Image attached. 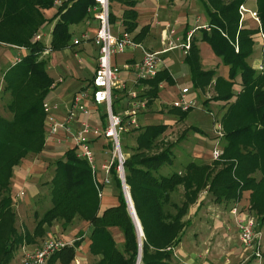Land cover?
<instances>
[{
	"label": "trees",
	"instance_id": "1",
	"mask_svg": "<svg viewBox=\"0 0 264 264\" xmlns=\"http://www.w3.org/2000/svg\"><path fill=\"white\" fill-rule=\"evenodd\" d=\"M55 1L0 0V45L26 50L4 73L3 91L10 97L7 110L11 118L0 117V264H9L17 245L24 241L27 244L36 242L54 223H60L66 229L75 220L89 224L88 251L98 257L95 264H136L139 241L117 173L114 168L110 171L118 190V205L100 214L97 182H94L87 163L76 157L73 148L54 162L53 177L49 182L51 207L41 217H36L32 233L21 235L16 229L11 196L13 168L27 156L38 155L44 149L42 104L53 84L46 71V60L41 58L45 44L41 40L35 41L34 37L39 35L46 22L42 10L52 8ZM70 1L63 3L56 12L58 20L51 32L52 50L68 46L69 25L79 22L88 4L93 3L92 0H76L69 7ZM244 2L206 0L205 5L208 30L202 31V39L229 67L228 79L216 80L215 88L219 92L216 100L232 98L234 94L230 89L236 78L240 79L241 86L235 101L222 117L225 135L220 159L210 164L193 161L180 173L163 175L162 169L173 162V144L162 148L158 144L165 126L150 125L134 131L137 132L136 145L129 148L123 167L125 184L143 233L139 264H175L173 250L180 243L184 229L190 225L184 217L203 191L218 204L236 203L243 192L250 191L249 210L264 228V40L262 69L256 71L248 58L253 53L259 29L239 28L238 7ZM134 5L135 0L128 3L131 8ZM257 7L260 27L264 31V0H257ZM134 17L132 9L124 13V30L128 33L135 27ZM138 36L134 38L136 42ZM185 62L193 87L204 89L212 72L201 71L198 49L193 42H190ZM163 79L169 78L157 73L150 80L140 81L150 86V98H155ZM221 89L226 94H221ZM113 106L114 100L112 109ZM188 111H182V114ZM127 134L120 135L121 142ZM179 187H182V193ZM112 230L120 233V246ZM70 240H63L71 244L54 253L47 264H70L75 259L76 250L83 241L82 234Z\"/></svg>",
	"mask_w": 264,
	"mask_h": 264
},
{
	"label": "crops",
	"instance_id": "2",
	"mask_svg": "<svg viewBox=\"0 0 264 264\" xmlns=\"http://www.w3.org/2000/svg\"><path fill=\"white\" fill-rule=\"evenodd\" d=\"M75 1H70L68 6L70 7ZM130 1L132 0H112L110 4L111 25L115 34L125 28L124 13L131 9L134 11L133 23L135 27L131 35L133 38L139 35L136 43L140 46L134 50L115 55L112 59L113 64L120 69L117 87L114 89L115 93L113 94V111L122 118L124 131L121 135L129 132V135H132L130 140L135 146L137 134V132H134L135 130L150 125H164L165 131L160 136L158 144H163V146L173 144V162L162 169L163 175H168L172 172L180 173L188 163L193 161L210 164L214 161L211 156L214 146L217 143L222 149L225 135V132L221 131L223 135L221 137L217 136V125H220L221 129L223 128L222 117L229 105L235 101L241 86L240 79L236 78L230 89L232 94H234L232 98L227 101L216 100V96L219 93L215 88L216 80L218 78L227 80L229 67L222 63L221 58L202 39V31L208 30V17L205 9L206 0H135L133 8L128 6ZM242 5L248 10L257 12V0H245ZM58 9L57 6H53L48 10H42L46 22L41 27L43 32L41 41L48 50L47 52H42L41 58L46 60L47 74L53 80L44 102L58 103L59 109L53 111V115L56 119L62 120L72 97L91 84L98 57V49L93 43L98 21L96 13L93 11V3H89L83 18L79 22L69 25L70 40L68 46L61 50H52L50 48L51 32L58 20L56 17ZM243 27L256 29L257 25L246 15L242 23L239 24V28ZM46 32L49 33L47 38L45 37ZM255 37L253 53L248 58V63L254 70L261 71L259 68L262 67L263 40L259 37V34ZM188 38L190 42L195 43L198 49L201 71L212 72L207 86L204 89H198L200 93L193 90L190 69L185 62L187 52L182 48V45L186 44ZM256 48L260 51H256ZM143 52H160L161 64L158 73L169 78L163 79L159 83L155 98H150V86L138 81L135 77L133 67L141 62ZM25 53L26 50L22 47L0 45V116L4 115L5 112L9 113L7 110L8 101H6L7 94L3 91L4 73L14 64L16 59H20ZM125 65L130 68L125 69ZM184 88L188 89L186 98L192 100L195 104L186 114H182L181 110L172 106L173 101L179 98L181 90ZM220 91L221 94H226L224 90L221 89ZM131 93H135L137 98L133 99L130 96ZM137 101H144L145 106L137 110L135 123L132 124L124 115L126 111L132 109ZM85 104L90 114L87 117L79 116V120L88 122L91 128L97 132V134L90 136L89 139L97 161V167L92 178L94 182H97L96 186L100 201L99 213L101 214L106 209L118 205V190L112 174L110 173L106 176L101 170V165L107 159H104L103 156L106 141L101 136V132L106 126L104 108L94 104L91 97L85 100ZM192 112H196L198 118H195V116L191 118L190 114ZM9 115L11 114L9 113ZM44 115L43 124L45 126L46 114L44 113ZM77 126L78 123H75L74 127L76 128ZM44 141V149L40 154L23 159L22 163L14 169L11 179V196L15 198L14 204H17L20 192L24 194V198L25 196L27 198L24 202H32L38 190L36 182L47 170L45 164L48 165V162L46 163V158L58 160L63 158L69 149L68 145L58 144L47 138L45 130ZM66 146L68 147L67 149ZM126 155L128 157L129 153L127 152ZM106 179L108 183L104 184L103 182ZM179 191L182 193V187H179ZM203 192L189 206L187 215L184 217V220L190 223L189 226L194 224L195 218L203 211L204 205H202L203 199L201 197ZM249 198L250 191H245L240 200L235 203L234 206L238 207L239 215H250ZM214 203L219 206L225 205L224 203ZM234 206H231L230 209ZM217 216H219L218 211ZM79 222L81 226H77L76 229L70 232V237L60 235L56 226H52L50 228L52 230L47 233V236H49L55 232L59 238L68 241L83 228L81 229L83 231H80L83 236L82 244L76 250L75 259L70 264L79 261L82 264L77 251L84 249L88 252L89 240L87 234L89 233V224L84 221ZM215 224L218 226L217 220ZM186 228L180 243L173 250L174 263L210 264V260L205 258H202V261L191 259L195 253L190 238L186 236ZM261 231L264 232V230ZM213 234H215V231H213ZM239 244L240 242H238ZM240 250V259L244 260L241 262L242 264H257L252 255L250 257L248 251L243 250L242 247Z\"/></svg>",
	"mask_w": 264,
	"mask_h": 264
},
{
	"label": "built area",
	"instance_id": "3",
	"mask_svg": "<svg viewBox=\"0 0 264 264\" xmlns=\"http://www.w3.org/2000/svg\"><path fill=\"white\" fill-rule=\"evenodd\" d=\"M68 0H56L55 6L60 7ZM93 11L96 13L98 27L93 37V43L98 49V57L96 68L90 86L76 93L70 102L66 114L62 120L56 119L53 111L59 109L58 103L45 101L42 104L44 113L46 114L44 130L47 138L58 144H66L75 150V155L87 163L92 175H94L97 161L93 151L89 137L97 134L86 121H80L79 116L87 117L90 112L85 104L88 97L92 98L94 104L103 106L106 117V126L101 132V136L106 141L104 154L108 158L101 165V170L106 176L110 174L112 168L117 173L121 181L122 191H126L124 180V162L127 158L121 146L120 135L124 131L122 118L116 115L112 109L113 92L117 87L118 74L120 69L115 66L112 59L115 55L122 54L126 51H131L139 48L131 33L124 29L115 34L110 21V4L112 0H92ZM239 24L242 23L245 16L248 15L257 25L259 29V37L264 40V31L260 27V19L256 11L248 10L244 5L238 7ZM35 41L42 40V35H36ZM190 46L189 38L182 48L187 52ZM48 48L44 49L47 52ZM235 51H238L237 42L235 43ZM160 52H143V57L140 63L134 65L133 69L135 77L138 81L150 80L159 72L161 58ZM19 59L14 61L17 63ZM129 69L128 65L124 66ZM260 70L262 67L259 68ZM187 88L181 90L179 98L173 101L172 106L181 111L192 109L195 104L192 100L186 98ZM133 99L137 98L135 93H131ZM144 101H137L132 109L126 111L127 117L132 124L135 123V116L139 108H144ZM78 123L75 128L74 124ZM217 136L221 137V126L217 125ZM222 155V149L219 144L214 146L211 156L214 161L219 160ZM104 184L108 180H104ZM231 214L235 216V224L239 231V242L243 250L250 251L252 258L257 264H263V236L262 231L258 230L256 220L250 215H239L238 208L232 207ZM71 242H65L57 235H49L47 239L41 242L38 248L33 250L22 247V256L20 264H47L48 259L53 253L63 249Z\"/></svg>",
	"mask_w": 264,
	"mask_h": 264
},
{
	"label": "rangeland",
	"instance_id": "4",
	"mask_svg": "<svg viewBox=\"0 0 264 264\" xmlns=\"http://www.w3.org/2000/svg\"><path fill=\"white\" fill-rule=\"evenodd\" d=\"M38 33L42 35L43 32L40 30ZM48 36H49V33L46 32L45 37L47 38ZM255 50L260 51L257 48ZM193 90H196L197 92L200 93V91L196 88H193ZM9 99L10 97L7 94L6 101L9 102ZM192 116H195V118H198L196 115V112H192L190 114V117L192 118ZM0 117L10 119L11 115H9L8 112H5V114L1 115ZM221 131L224 133L225 132L224 128H222ZM131 137L132 135H129V132H128L125 139L122 140L121 142L122 150L124 153L125 152L130 153L129 148L133 147V144L130 140ZM223 143H224V140L222 142V146H223ZM123 146L125 147V150L123 149ZM159 147L162 148L163 144H159ZM67 148L68 147L66 146V149ZM103 156H104V159L108 158L107 155L103 154ZM31 157L33 156L29 155L25 159H28ZM55 161L56 159L53 160V159L46 158V163L48 162V165L45 164L47 166L46 167L47 170L45 173H43V175L36 182L38 186V190H37L36 196L33 197L32 202L30 203L24 202L25 199L27 198L26 196L24 198V194H22L21 192L19 193V198H17L18 200L16 202L17 204H14L13 202V208H14L15 215H16L15 225H16L18 234L25 235L28 232L32 233L35 227V224H36V217H41L43 213L51 207L52 201L50 197V183L49 182L53 177V168H54ZM21 163L22 161L18 165H20ZM15 167L13 168V173H14ZM258 176L259 175L257 174V177ZM201 197L203 199L202 205H204L202 209L203 211L202 213L198 214V217L196 218L194 217L195 218L194 224L192 226H188L185 230L186 236L190 238V242L193 246V250L195 253L194 257H191V259L194 258L193 260L197 261V260H201L202 258H205V259L210 260L211 262L210 264H242L241 262L244 260L240 259L241 245L240 244H239L240 246L238 245L239 231L234 222L235 216H233L230 212L232 209V208L230 209V207L234 206L235 203L231 202L229 204H225L221 206L216 205L213 201V198L210 195H208L206 192H203L201 194ZM13 201H15V198L13 199ZM217 211L219 212V216H217ZM229 212L232 217L229 215ZM250 216L256 220V223L258 222L253 212H250ZM216 220H217V223H219L218 226L217 224H215ZM52 226L57 227L58 231L60 232V235H64L65 237H70V232L76 229L77 226L78 227L81 226V224L79 220H75L74 223L71 224L66 229H63L60 223H54ZM257 226H258L257 227L258 230L260 231L264 230V228L260 227L258 223H257ZM50 228H48L46 230V233L42 237L38 238L36 242L33 241L34 243L27 244L24 241L21 243V245H17L16 249L14 250L12 254V260L9 264H20L21 256H22V247L25 246V249H28V250H33L35 248H38L41 242L48 238L47 233L50 232V230H52ZM81 229L80 231L82 232L83 230ZM80 231L77 232L75 236H73L72 240H74L75 237H78L81 234ZM112 231H113L112 233H113V237L116 243L120 246L122 242L120 233L117 230H112ZM213 231H215V234H213ZM56 234L57 233L54 232L53 234H50V235L56 236ZM87 238H88V234H87ZM263 240H264V236H263ZM263 246H264V242H263ZM262 249L264 251V247ZM77 252H78L77 253L78 257L81 259L82 264H95L98 260V257H94L93 255L89 253V251L86 252V250L84 249L77 251ZM248 252L250 253V257H251V252L250 251ZM140 261L141 259L139 260L137 258L136 264H139ZM73 264H80V261L77 263L74 262ZM263 264H264V256H263Z\"/></svg>",
	"mask_w": 264,
	"mask_h": 264
},
{
	"label": "water",
	"instance_id": "5",
	"mask_svg": "<svg viewBox=\"0 0 264 264\" xmlns=\"http://www.w3.org/2000/svg\"><path fill=\"white\" fill-rule=\"evenodd\" d=\"M127 190H128V187H127ZM123 192V196H124V199L126 201V204H127V210L133 220V223L135 225V228H136V233H137V227H136V224L138 223L139 227H140V231H141V234L143 236V233H142V228L140 226V223L136 217V214H135V211H134V208H133V205H132V202L130 200V196H129V191H122ZM137 222V223H136ZM137 225V226H138ZM137 237H138V233H137ZM141 244H139L138 242V247H139V254H138V259L140 260L141 259V256H142V250H141V247H140Z\"/></svg>",
	"mask_w": 264,
	"mask_h": 264
},
{
	"label": "bare ground",
	"instance_id": "6",
	"mask_svg": "<svg viewBox=\"0 0 264 264\" xmlns=\"http://www.w3.org/2000/svg\"><path fill=\"white\" fill-rule=\"evenodd\" d=\"M126 190H127V188H126ZM128 191V190H127ZM137 223V222H136ZM138 225V223L136 224V227H137V233H138V241H139V244H141L140 245V247H142V241H143V236H142V234H141V231H140V227H139V225ZM142 249V248H141Z\"/></svg>",
	"mask_w": 264,
	"mask_h": 264
}]
</instances>
